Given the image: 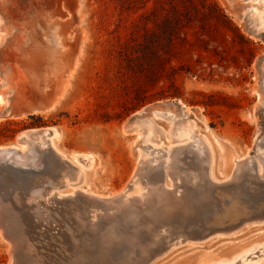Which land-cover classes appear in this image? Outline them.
<instances>
[{
  "label": "rangeland",
  "instance_id": "rangeland-1",
  "mask_svg": "<svg viewBox=\"0 0 264 264\" xmlns=\"http://www.w3.org/2000/svg\"><path fill=\"white\" fill-rule=\"evenodd\" d=\"M263 4L0 0V264H264Z\"/></svg>",
  "mask_w": 264,
  "mask_h": 264
},
{
  "label": "bare ground",
  "instance_id": "bare-ground-1",
  "mask_svg": "<svg viewBox=\"0 0 264 264\" xmlns=\"http://www.w3.org/2000/svg\"><path fill=\"white\" fill-rule=\"evenodd\" d=\"M262 4V3H261ZM259 5V4H258ZM258 9H259V7H257ZM260 10V9H259ZM263 12H264V4H263V10H262ZM262 13V12H261ZM12 66V70L10 71V72H6L5 73V79L7 80V88H9V89H12V90H14L16 93L18 92V89H19V86H20V84L22 83L21 82V76H20V74L17 72V71H14V67H13V65H11ZM21 82V83H20ZM0 102H4V98H3V96L2 95H0ZM1 104V103H0ZM46 133H48L47 135H46V138H49V139H47V144H49V143H51V138H52V136L54 135V131L53 130H48V132L46 131ZM180 134V133H179ZM195 135H193V132H190V133H181V137L180 138H182V139H184V138H186V139H188V140H190L192 137H194ZM195 140H197L196 138H195ZM202 142V141H201ZM188 143V142H187ZM51 145V144H50ZM201 145V144H200ZM204 145V144H203ZM45 146H47V145H45ZM202 146V145H201ZM204 146H206V145H204ZM204 146H202V148L204 147ZM262 150V149H261ZM35 151V150H34ZM23 150L22 149H20V148H18V147H11L10 149H8V147H0V157H2L3 158V156H13V158L14 157H16V159L17 160H19V163H21V165L23 164L22 162H20L21 161V159L23 158ZM151 152V151H150ZM209 152V151H208ZM262 152H263V150H262ZM180 154V153H179ZM210 154V153H209ZM25 155H27L26 153H25ZM171 155V154H170ZM175 155V154H174ZM205 155V154H204ZM262 156V155H261ZM158 157V156H157ZM172 157V156H171ZM2 158H1V160H2ZM6 158V157H5ZM27 158H31L30 157V154H29V156L27 157ZM26 158V159H27ZM152 158V157H151ZM168 158V157H167ZM166 158V159H167ZM263 158H264V156H263ZM28 159V160H29ZM62 159V158H61ZM64 159V158H63ZM165 159V160H166ZM16 160V161H17ZM25 160V159H24ZM55 160V159H54ZM58 160V159H57ZM147 160H149V159H146V161ZM168 160H170V159H168ZM207 160V159H206ZM211 160V159H210ZM4 161V160H3ZM143 161H145V160H143ZM155 161V160H154ZM26 162V161H25ZM27 162H30V161H27ZM53 163H54V161H52ZM156 162V161H155ZM158 162V161H157ZM167 164L169 163V162H166ZM211 163V162H210ZM52 164V163H51ZM56 164V163H55ZM156 164V163H155ZM263 164H264V159H263ZM74 165V164H73ZM144 165V164H143ZM147 165V164H146ZM53 166V165H52ZM148 166V165H147ZM147 166H145V167H147ZM202 166V165H201ZM201 166L199 167V168H197L198 170H202V168H201ZM76 168H77V171L78 170H80L77 166H75ZM139 168V167H138ZM168 168V167H167ZM146 169V168H145ZM137 170H139V169H137ZM143 170V169H142ZM166 170H168V169H166ZM166 170H165V173H167L166 172ZM81 171V170H80ZM139 171H141V169L139 170ZM138 172V171H137ZM259 172V171H258ZM263 172H264V170H263ZM81 173V172H80ZM139 173V172H138ZM141 173H142V171H141ZM234 173V172H233ZM137 174V173H136ZM140 175V174H139ZM264 175V174H263ZM170 176V175H169ZM78 177V176H77ZM80 177V176H79ZM142 177V176H141ZM202 177V176H201ZM261 177H262V175H261ZM171 178V177H170ZM233 178V177H232ZM263 178V177H262ZM71 182V181H70ZM76 183V182H75ZM229 183V182H228ZM66 184V183H65ZM133 184V183H132ZM257 184V183H256ZM43 184L42 183H39L38 184V187L39 186H42ZM137 186V185H136ZM135 186V187H136ZM149 186V185H148ZM164 186V185H163ZM44 189H42V190H40V191H38V192H36L37 194H44V195H46L47 194V192H48V188H47V186H42ZM138 188V187H137ZM209 189V188H208ZM252 190V189H251ZM140 191H142V190H140ZM147 191V190H146ZM153 191V190H152ZM152 191H150V192H152ZM211 191V190H210ZM144 192V191H143ZM142 192V193H143ZM149 192V193H150ZM35 193V192H34ZM147 193H148V191H147ZM51 194V193H50ZM125 194V193H124ZM153 194V193H152ZM158 195V203L161 205V206H163L164 208H166L167 210H175L176 208L178 209V205H180L179 204V201H177V198L176 197H174L172 194H169V193H166V192H160L159 191V193H157ZM22 195V194H21ZM53 195V194H52ZM126 195V194H125ZM148 194H144V195H140L139 194V196H136L135 197V199L137 198L138 199V201H140V202H143L145 199H147L148 198V196H147ZM25 196H27V194L25 195ZM49 196V195H48ZM154 196V195H153ZM156 196V197H157ZM53 197V196H52ZM120 197H122V196H120ZM185 197V196H184ZM209 197V196H208ZM172 198V199H171ZM187 199V198H186ZM48 201L47 202H49V200H50V198L49 199H47ZM89 200V199H88ZM132 200V199H131ZM195 200V199H194ZM205 200V199H204ZM210 200H212V199H210ZM30 201V200H29ZM102 201V200H101ZM122 201V200H121ZM120 201V202H121ZM123 201H125L124 203H126L127 201H129L130 202V200H129V198H126V200L124 199ZM206 201V200H205ZM51 202V201H50ZM92 202H94V201H92ZM119 202V203H120ZM198 202V201H197ZM208 202V201H207ZM86 203V202H85ZM151 203V202H150ZM150 203H149V205H150ZM155 203V202H154ZM195 203V202H194ZM42 204V203H41ZM61 204V203H60ZM64 205L66 204V203H63ZM156 204V203H155ZM183 204H185V203H183ZM188 204H189V202H188ZM202 204V203H201ZM204 204V206H205V203H203ZM37 205V204H36ZM39 205V204H38ZM129 205V204H128ZM50 206V205H49ZM86 206H87V204H86ZM121 206V205H120ZM133 206V205H132ZM141 206V205H140ZM184 205H182V206H180V209H182L183 210V207ZM1 207V206H0ZM35 207V206H34ZM67 207V206H66ZM153 207V206H152ZM151 207V208H152ZM163 207H161V210H162V208ZM181 207H183V208H181ZM5 208V207H4ZM46 208V207H45ZM48 208V207H47ZM154 208V207H153ZM198 205H197V210H198ZM202 208H203V206H202ZM206 208V207H205ZM205 208H203V209H205ZM210 208V207H209ZM157 209V208H156ZM191 209V208H190ZM202 209V210H203ZM40 210V209H39ZM155 210V209H154ZM174 210H173V212H174ZM201 210V209H200ZM6 211V210H5ZM27 211V210H26ZM155 211H157V210H155ZM179 211H181V210H179ZM184 211V210H183ZM164 212H165V210H164ZM246 212V211H245ZM1 213H2V208H1ZM5 213V212H4ZM76 213H77V211H76ZM167 213V212H166ZM169 213V212H168ZM168 213H167V217H170L171 215H172V213H171V215H169L168 216ZM175 213V212H174ZM197 213V212H196ZM120 215V214H119ZM188 215V214H187ZM63 216H64V214H63ZM74 216V215H73ZM77 217V216H76ZM174 217V216H173ZM195 217V216H194ZM1 218V217H0ZM176 218V217H175ZM2 219V218H1ZM107 219V218H106ZM186 219V218H185ZM114 220V219H113ZM158 220V219H157ZM197 220V219H196ZM77 221H79V220H77ZM186 221V220H185ZM200 221V220H199ZM198 221V222H199ZM2 221H0V226L2 225V223H1ZM167 223V222H166ZM81 224V223H80ZM164 225V224H163ZM168 224H166V226H167ZM81 227V226H80ZM83 227V226H82ZM162 230V229H161ZM195 230V229H194ZM3 231V230H2ZM166 232V231H165ZM171 232V231H170ZM105 233V232H104ZM84 235V234H83ZM26 237L25 236H23V235H20V240L18 241V242H15V244L13 245L14 246V249L12 250L13 251V260H15V258H16V256H17V258L19 257V255L21 254L22 256H24L25 254H24V252H23V249H24V246H25V243H26V239H25ZM112 238V237H111ZM108 240V239H107ZM30 242V241H29ZM113 243V242H112ZM18 245L20 246V251H21V253L19 254V248H18ZM29 244H27V246H28ZM26 246V248H28ZM31 246V245H30ZM33 246V245H32ZM142 251V250H141ZM104 254V253H103ZM16 261V260H15ZM126 261V260H125ZM139 261V260H138ZM19 262V261H18ZM145 262V261H144ZM143 262V263H144ZM14 263V262H13ZM132 263H134L133 261H132ZM146 263V262H145ZM22 264V263H21ZM122 264H123V262H122Z\"/></svg>",
  "mask_w": 264,
  "mask_h": 264
}]
</instances>
